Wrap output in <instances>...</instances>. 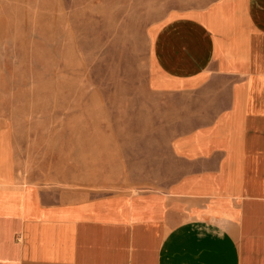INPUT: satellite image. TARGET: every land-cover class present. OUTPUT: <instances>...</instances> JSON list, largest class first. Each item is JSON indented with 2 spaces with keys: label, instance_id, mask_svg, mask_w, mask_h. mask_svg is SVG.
Segmentation results:
<instances>
[{
  "label": "crops",
  "instance_id": "1",
  "mask_svg": "<svg viewBox=\"0 0 264 264\" xmlns=\"http://www.w3.org/2000/svg\"><path fill=\"white\" fill-rule=\"evenodd\" d=\"M142 25L175 176L55 197L0 128V264H264V0H166Z\"/></svg>",
  "mask_w": 264,
  "mask_h": 264
},
{
  "label": "rangeland",
  "instance_id": "2",
  "mask_svg": "<svg viewBox=\"0 0 264 264\" xmlns=\"http://www.w3.org/2000/svg\"><path fill=\"white\" fill-rule=\"evenodd\" d=\"M165 1L0 0V128L25 181L50 183L56 197L173 179L157 167L173 161V106L145 88L142 38Z\"/></svg>",
  "mask_w": 264,
  "mask_h": 264
}]
</instances>
